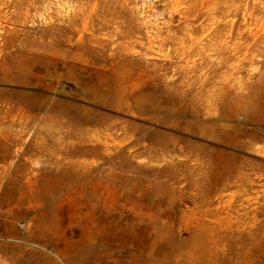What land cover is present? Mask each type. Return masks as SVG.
I'll list each match as a JSON object with an SVG mask.
<instances>
[{
    "label": "rangeland",
    "instance_id": "1",
    "mask_svg": "<svg viewBox=\"0 0 264 264\" xmlns=\"http://www.w3.org/2000/svg\"><path fill=\"white\" fill-rule=\"evenodd\" d=\"M2 16L0 264H165L161 245L167 264H264V0H0Z\"/></svg>",
    "mask_w": 264,
    "mask_h": 264
},
{
    "label": "bare ground",
    "instance_id": "2",
    "mask_svg": "<svg viewBox=\"0 0 264 264\" xmlns=\"http://www.w3.org/2000/svg\"><path fill=\"white\" fill-rule=\"evenodd\" d=\"M6 21L4 20V17L2 16V20L0 21V62H5V56H6V50H7V29H6ZM1 79V78H0ZM6 78H2V80H5ZM13 81H18L13 79ZM12 97L15 98V102L17 104H21L22 103V99L27 98V95H23V94H12ZM50 111H56L60 114L63 115H67L68 112V108L65 107L64 105H53L52 107H50ZM91 118V116H90ZM92 119V118H91ZM79 125H86V124H93V120H89V119H80L78 120ZM76 130V129H75ZM84 130V129H83ZM91 132V130H90ZM86 133V132H85ZM202 152H200L198 155H201ZM210 164V163H209ZM208 164V165H209ZM85 171V170H84ZM74 171H70L69 169H67V171H65L62 175V178L65 180H70V178H72L74 176ZM61 180V179H60ZM130 211V210H128ZM131 212V211H130ZM118 226H120V228H123L125 231L130 232L133 226V220H132V216L129 215L127 216L122 222H118L117 224ZM129 234V233H128ZM122 242V241H121ZM129 245L131 246V248H127V244L124 243V245L119 246V251H138L141 253L142 257L144 258L145 262H150L152 259V256H154L152 253L148 252V244L145 242H139L137 245L133 244V241H128ZM142 243L141 247L140 244ZM156 255H158L160 257V259H162V262L167 264L171 258V256L169 255L168 251L163 247V245H161L158 248H155Z\"/></svg>",
    "mask_w": 264,
    "mask_h": 264
}]
</instances>
